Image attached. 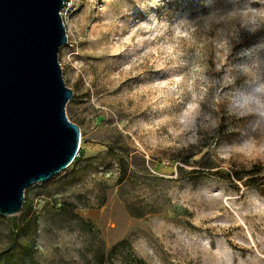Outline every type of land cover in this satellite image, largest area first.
<instances>
[{
  "label": "rangeland",
  "instance_id": "1",
  "mask_svg": "<svg viewBox=\"0 0 264 264\" xmlns=\"http://www.w3.org/2000/svg\"><path fill=\"white\" fill-rule=\"evenodd\" d=\"M64 20L81 135L73 162L26 190L35 264H95L124 237L151 264H264V188L199 170L264 173V0H74ZM110 140L136 154L121 184Z\"/></svg>",
  "mask_w": 264,
  "mask_h": 264
},
{
  "label": "water",
  "instance_id": "2",
  "mask_svg": "<svg viewBox=\"0 0 264 264\" xmlns=\"http://www.w3.org/2000/svg\"><path fill=\"white\" fill-rule=\"evenodd\" d=\"M65 0H0V215L19 213L27 188L66 169L81 129L59 51Z\"/></svg>",
  "mask_w": 264,
  "mask_h": 264
},
{
  "label": "trees",
  "instance_id": "3",
  "mask_svg": "<svg viewBox=\"0 0 264 264\" xmlns=\"http://www.w3.org/2000/svg\"><path fill=\"white\" fill-rule=\"evenodd\" d=\"M122 134L120 133L118 137ZM115 143H118L117 140L111 141L108 143V151L113 152L115 155V163L119 171V176L117 178V183L121 184L133 174L134 171H130L129 167L134 163L133 159L135 155H131V150L127 149L125 151L124 146H114ZM204 156L200 158V161L203 160ZM143 161L144 158H142ZM209 168L203 167L199 169L202 171H209L205 169L216 168L213 172H208L217 176H226L233 178L235 180L241 181L246 186L253 187H263L264 188V173L261 172L262 167L259 164H253L249 168L235 169L230 172H224L217 168V166H208ZM211 167V168H210ZM179 171L182 174L185 171L183 166H179ZM107 201V195H105L102 200L99 202V206H102ZM75 205L74 202L67 201L60 208L59 212L63 213L67 206ZM31 204L28 199L25 200L20 214H15L12 216H3L0 215V222L10 219V226L8 227L11 232L12 240L9 242V247L1 252L0 256L4 259H9L10 257H16L17 263H22L28 260L30 264H35V257L33 250L29 243L26 241H21L26 239L33 225L37 222L36 215L30 213ZM131 207V206H129ZM71 209V208H70ZM68 209V210H70ZM74 209V207L72 208ZM74 217L79 221L85 222L88 225H93L92 222L87 221L84 217L74 212ZM133 216H143L144 213H132ZM16 247V248H15ZM120 254L119 264H151L144 257L137 255L131 248V243L128 238H121L117 240L112 246L105 250V248L100 249L94 254L95 264H111L113 263V257Z\"/></svg>",
  "mask_w": 264,
  "mask_h": 264
},
{
  "label": "built area",
  "instance_id": "4",
  "mask_svg": "<svg viewBox=\"0 0 264 264\" xmlns=\"http://www.w3.org/2000/svg\"><path fill=\"white\" fill-rule=\"evenodd\" d=\"M73 2L74 0H65V5L61 11L63 18L67 15L68 10L73 7Z\"/></svg>",
  "mask_w": 264,
  "mask_h": 264
},
{
  "label": "clouds",
  "instance_id": "5",
  "mask_svg": "<svg viewBox=\"0 0 264 264\" xmlns=\"http://www.w3.org/2000/svg\"><path fill=\"white\" fill-rule=\"evenodd\" d=\"M260 91H261V92H264V88H261Z\"/></svg>",
  "mask_w": 264,
  "mask_h": 264
}]
</instances>
